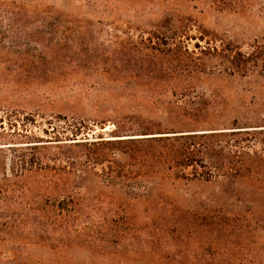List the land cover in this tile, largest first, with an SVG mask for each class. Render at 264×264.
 I'll list each match as a JSON object with an SVG mask.
<instances>
[{"label": "rangeland", "instance_id": "rangeland-1", "mask_svg": "<svg viewBox=\"0 0 264 264\" xmlns=\"http://www.w3.org/2000/svg\"><path fill=\"white\" fill-rule=\"evenodd\" d=\"M0 264H264V0H0Z\"/></svg>", "mask_w": 264, "mask_h": 264}, {"label": "trees", "instance_id": "trees-1", "mask_svg": "<svg viewBox=\"0 0 264 264\" xmlns=\"http://www.w3.org/2000/svg\"><path fill=\"white\" fill-rule=\"evenodd\" d=\"M195 135H197V134L177 135L176 137H186L189 139H193L196 137ZM164 137H166V139H156V138H152V139H154V141H162V142H163V140H167L168 143H170V141L173 139V138H169L171 136H164ZM136 139H138V138H128L126 143L127 144L134 143L136 141ZM180 139H183V138H180ZM119 141L122 142L124 140L121 139ZM110 143H112V142L110 141ZM81 145L89 148L91 145H95V143H93V144L91 143V144H89V146H87V144H81ZM199 145H198V142H196V141L191 142V143H184V147H182V149L179 150V152H178L180 154H179V158L176 160V163L180 166H183V167L193 166L195 169L193 171L194 176H196L199 180L209 182V181H212V177H216L218 175V172L216 173V168L215 169L213 168L216 165L215 166H207L205 164L206 161H204V159L201 158L199 160V158L195 157L196 152L203 153V150L201 148H197V147H199ZM134 152L135 151L122 150L120 153H123L124 156L133 157ZM165 159H167V161L170 162L172 157L171 158L166 157ZM174 160H175V158H173V161ZM198 167L202 168L201 172L199 174L197 171ZM126 177H128V176L125 174H121L120 172L115 173V174L113 172V174L112 173L109 174V179L111 182H114L117 178H120V179H125V181L127 183H130L131 178H126Z\"/></svg>", "mask_w": 264, "mask_h": 264}]
</instances>
